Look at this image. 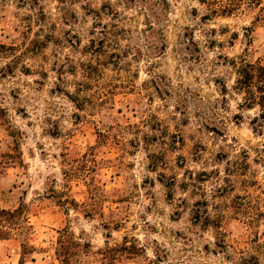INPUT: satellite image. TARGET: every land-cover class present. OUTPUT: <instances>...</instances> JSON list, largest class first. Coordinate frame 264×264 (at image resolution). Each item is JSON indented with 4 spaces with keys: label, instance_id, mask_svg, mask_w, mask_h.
<instances>
[{
    "label": "rangeland",
    "instance_id": "1",
    "mask_svg": "<svg viewBox=\"0 0 264 264\" xmlns=\"http://www.w3.org/2000/svg\"><path fill=\"white\" fill-rule=\"evenodd\" d=\"M146 2L0 0V208L30 210L24 264H59V240L73 264H264V119L237 90L242 55L264 67V0H155L167 32ZM170 52L207 77L182 94ZM20 252L1 241L0 264Z\"/></svg>",
    "mask_w": 264,
    "mask_h": 264
},
{
    "label": "trees",
    "instance_id": "2",
    "mask_svg": "<svg viewBox=\"0 0 264 264\" xmlns=\"http://www.w3.org/2000/svg\"><path fill=\"white\" fill-rule=\"evenodd\" d=\"M238 80L237 90L244 95V105L247 109L258 107L261 118L264 119V67L259 63H250L245 55L239 58L237 64ZM75 203L72 199L70 204ZM30 210L22 204L14 210H5L0 208V241L14 240L21 249V259L19 264H24L25 255L31 254L34 248L29 244L28 237L31 235L32 226L28 223V214ZM26 225V228H25ZM26 233L23 241L18 239L17 234ZM65 243V244H64ZM59 249L56 251V257L59 264H73L75 260V248L79 244L73 241L62 242L59 240Z\"/></svg>",
    "mask_w": 264,
    "mask_h": 264
},
{
    "label": "clouds",
    "instance_id": "3",
    "mask_svg": "<svg viewBox=\"0 0 264 264\" xmlns=\"http://www.w3.org/2000/svg\"><path fill=\"white\" fill-rule=\"evenodd\" d=\"M155 3V0H147L146 3H138L135 7V11L139 12L141 16H144L148 19V21L150 23H153L154 27L156 28H163L165 30V32H167V24L170 23V21H161L158 20L157 17L160 16V8L159 6L157 7H152V5ZM217 6H221V5H217ZM192 7L191 2H185L182 5H180L181 11H183V9L186 8H190ZM242 12L239 16L238 22H237V28L235 30H239V25L243 24V23H247L248 22V18H249V13L244 10V6L242 5ZM174 19V18H173ZM193 23H196L195 21H193ZM259 31L256 33H253V35H259L261 37L260 41L254 42L253 47H255V43H261L262 45H264V24H261L258 26ZM201 29L203 31H207V26H201ZM176 34V30L174 29L171 33L172 36H175ZM16 35V34H13ZM230 36V34H229ZM229 37L225 36V37H221L220 39H224L225 42H227V39ZM244 44V39H243V33H241V40H240V45H241V51H242V47ZM171 45L172 47H176V41L172 40L171 41ZM251 51V49H250ZM184 55L186 56L187 53H184ZM169 57H171V63L173 64V66H177L179 65L178 71H177V84L181 85V87H179L177 90L180 91L183 94V88L185 86H189V85H185V80L189 79V78H196V77H200L201 82L203 81L204 78L207 77V72H203L201 69L200 65H193V70L191 73H188L187 69H188V64L182 63L181 61V57L178 53L176 52H170L168 54ZM194 90H198V89H194ZM207 102V101H206ZM39 185H37L38 187ZM17 195H19V189H17L16 192ZM33 200H35V197H33ZM0 206H4V207H10V206H15V200L9 202L8 204H2L0 203ZM30 208H33L35 210V204L33 205H29ZM26 228V225H25ZM70 231H72V229H70ZM18 239L23 241L26 237V233H20L17 234ZM74 239L77 240H91L93 239L92 236L89 235H85L84 237H74ZM211 240V236L208 237V241ZM207 242V241H206ZM178 264H190V262L185 261L183 255L180 256L179 258V262Z\"/></svg>",
    "mask_w": 264,
    "mask_h": 264
},
{
    "label": "crops",
    "instance_id": "4",
    "mask_svg": "<svg viewBox=\"0 0 264 264\" xmlns=\"http://www.w3.org/2000/svg\"><path fill=\"white\" fill-rule=\"evenodd\" d=\"M4 241H6V240H4ZM14 241V240H13ZM1 242V241H0ZM3 242V241H2ZM30 244V243H29ZM31 245V244H30ZM32 246V245H31ZM33 248H34V251H33V253H31V255H33V254H35V253H37V250H36V248L34 247V246H32ZM20 255V259H21V253L19 254ZM29 255V254H28ZM25 256H27V255H25ZM24 259H25V257H24ZM20 261V260H19ZM24 262H25V260H24ZM18 264H19V262H18ZM49 264H51V262L49 263Z\"/></svg>",
    "mask_w": 264,
    "mask_h": 264
}]
</instances>
